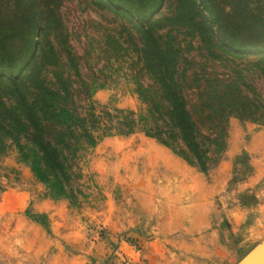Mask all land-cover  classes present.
I'll list each match as a JSON object with an SVG mask.
<instances>
[{
    "label": "rangeland",
    "instance_id": "1",
    "mask_svg": "<svg viewBox=\"0 0 264 264\" xmlns=\"http://www.w3.org/2000/svg\"><path fill=\"white\" fill-rule=\"evenodd\" d=\"M172 1L165 0L162 13L174 9ZM223 1L218 2L222 5ZM43 2L51 7L52 16L60 26L51 37L54 39L57 34L59 39L66 38L77 60V70H74L70 63L65 64L63 55L61 58L64 76L71 82L72 96L68 107L80 114L88 113L91 106L99 113L104 110L114 113L115 108L133 110L151 122L149 102L142 95L158 99V92L140 59L135 22L127 18V13L115 10L106 0ZM173 34L184 49L183 54L191 61L182 64V68L187 69L183 94L200 129L201 140L207 145L209 141L205 136L220 140V130L226 131L222 151H216L218 143L211 144L209 154L212 159L208 171L202 172L195 167L202 172L207 186L216 178L218 163H225L221 191L231 197L222 200L216 195L210 204L220 210L224 207L256 208L243 217L237 210L239 224L232 222L230 218L235 216H226L223 209L212 224L214 229L219 228L218 233L215 231L216 240L225 254L208 256L206 262L236 264L257 243L264 241L260 231L258 234L250 232L249 238L245 232L246 227L253 230L264 227V125L261 121L233 114L210 122L199 114L200 88L193 71L205 69L222 78L231 76L232 71L222 61L212 60L208 47L201 44L199 48L198 38L186 29H173ZM57 40L54 41L57 43ZM56 69L46 66L42 71L48 83L55 80ZM246 81L254 90L249 93L264 99V83L257 73L248 72ZM1 96L10 103L11 97L5 89ZM46 128L47 137L52 138L54 128L50 124ZM9 132L18 136L28 158L19 151ZM172 147L176 151L184 149L177 140ZM31 149L27 133L16 132L0 115V264H125L117 254L119 240L130 242L140 252L148 242L156 241L153 253L163 255V232L144 230L137 225L133 182L141 177L161 183L162 176L149 174L153 169L149 159L167 161L168 153L184 160L181 155L146 135L141 126L130 134L106 135L94 145L77 144L74 153L64 152L71 166L73 193L67 198L54 196L34 176L30 167ZM17 193L25 194L23 205L16 206L17 200H14L13 207L17 210L9 215L6 212L7 197L15 199ZM160 203V198L153 199L155 214L159 212ZM38 205L43 209L47 227L33 212ZM157 219L159 217L154 216L155 224ZM210 232L211 229L204 231L202 237ZM176 255L182 253L174 251L173 256Z\"/></svg>",
    "mask_w": 264,
    "mask_h": 264
},
{
    "label": "trees",
    "instance_id": "2",
    "mask_svg": "<svg viewBox=\"0 0 264 264\" xmlns=\"http://www.w3.org/2000/svg\"><path fill=\"white\" fill-rule=\"evenodd\" d=\"M106 1L135 22L140 59L158 92V99L142 95L149 102L151 122L133 110L115 108L114 113H99L91 106L88 113L80 114L69 108L71 82L64 76L61 58L63 55L65 64L70 63L74 70L77 60L66 38L51 37L60 28L51 7L43 0H0V115L16 132L27 133L32 146L31 170L54 196L69 198L73 194L65 150L74 153L77 144L94 145L106 135L130 134L141 126L146 135L202 172L210 168L211 144L218 143L217 152L223 150L225 129L220 130V140L205 136L207 145L201 140L183 94L187 69L182 64L191 61L173 29H186L196 36L199 48L206 45L212 60L222 61L232 71L228 78L205 69L193 71L200 88L197 112L210 122L233 114L264 125V99L253 95L246 81L247 73L255 72L264 83L263 0H224L222 5L219 0H173L174 9L168 13L161 10L165 0ZM46 66L57 68L50 83L42 74ZM3 89L10 95V103L2 99ZM48 124L54 128L52 138L47 137ZM9 134L28 158L18 136ZM176 140L183 145L181 151L172 147ZM38 216L46 225L45 216Z\"/></svg>",
    "mask_w": 264,
    "mask_h": 264
},
{
    "label": "crops",
    "instance_id": "3",
    "mask_svg": "<svg viewBox=\"0 0 264 264\" xmlns=\"http://www.w3.org/2000/svg\"><path fill=\"white\" fill-rule=\"evenodd\" d=\"M230 142L232 143L231 138ZM166 154L167 161L149 159V166L153 168L150 169L149 174L162 176L161 183L146 181L141 177L135 178L133 182L134 204L138 208L137 225L144 230L163 232V237H161V242L164 243L163 255L153 253L156 241L148 242V245H145L144 250L140 252L130 242L120 240L117 254L120 258L122 257L125 264L127 262V264H208L205 259L208 256L225 254L220 242L216 240L217 235L215 234L218 233L219 228L212 227L215 218L221 216L224 209L225 215L235 216L230 220L239 224L237 210L242 214L240 217H243V214L250 213L256 208L224 207L220 210L218 206L211 205L216 195L222 200L231 197L229 193L224 194L221 191L224 162L218 163L215 169L216 178L214 177V181L206 186L202 172L198 171L195 166ZM24 195V193H17L15 199L9 200L10 193H8L6 212L8 211L9 215L13 214V210H17L16 206L23 205ZM156 198H160L161 203L157 205L159 212L155 214L156 204H153V199ZM14 200H17L15 208L13 207ZM42 210L38 205L33 212L42 214ZM154 216L159 217L156 220L157 224L154 223ZM207 229H211L210 235L203 234L205 236L202 237V233L208 231ZM258 231L264 234V227L258 230L246 227L245 232L248 233L247 238H249L250 232L258 234ZM174 251L182 255L173 256ZM117 264L120 263L117 262Z\"/></svg>",
    "mask_w": 264,
    "mask_h": 264
},
{
    "label": "water",
    "instance_id": "4",
    "mask_svg": "<svg viewBox=\"0 0 264 264\" xmlns=\"http://www.w3.org/2000/svg\"><path fill=\"white\" fill-rule=\"evenodd\" d=\"M236 264H264V241L257 243Z\"/></svg>",
    "mask_w": 264,
    "mask_h": 264
}]
</instances>
